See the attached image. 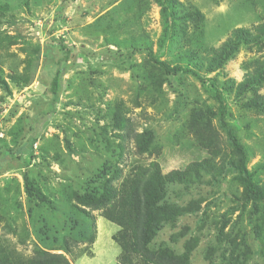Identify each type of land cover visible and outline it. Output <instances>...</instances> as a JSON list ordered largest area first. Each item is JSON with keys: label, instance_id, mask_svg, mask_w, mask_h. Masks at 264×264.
Returning a JSON list of instances; mask_svg holds the SVG:
<instances>
[{"label": "rangeland", "instance_id": "obj_1", "mask_svg": "<svg viewBox=\"0 0 264 264\" xmlns=\"http://www.w3.org/2000/svg\"><path fill=\"white\" fill-rule=\"evenodd\" d=\"M102 1L94 6V0H0V38L14 37L13 45H2H10L15 55L3 67L11 93L0 88V235L25 256L36 248L63 253L64 240L72 237L78 244L68 255L74 264H117L120 250L112 238L119 227L92 212L97 239L90 244L89 219L73 211L70 194L113 159L120 121L112 113L118 112L138 132L149 129L156 144L155 152L139 155L127 142L118 163L122 178L115 185L136 164L156 161L164 173L202 160L215 165L200 183L170 187L168 203L188 212L159 231L156 245L182 253L190 244L191 264H264L263 205L247 199L229 166L237 156L212 114L218 106L213 95L192 76L167 77L146 51L126 63L105 52L116 50L115 42L131 41L172 61L185 46L182 35L164 46L167 23L155 0H120L107 10ZM179 1L205 17L203 40L212 45H220L235 28L264 20V0ZM177 19L180 27L184 18ZM114 30L117 39L110 37ZM61 41L76 52L63 77L60 102L47 114ZM253 56L242 50L221 71H202L221 84H237L228 97L229 121L252 152L250 170L264 160V113L245 105L264 95V86L238 95V85L242 63ZM15 75L21 86L11 80ZM26 172L49 204L28 200ZM257 181L264 183V171Z\"/></svg>", "mask_w": 264, "mask_h": 264}, {"label": "trees", "instance_id": "obj_2", "mask_svg": "<svg viewBox=\"0 0 264 264\" xmlns=\"http://www.w3.org/2000/svg\"><path fill=\"white\" fill-rule=\"evenodd\" d=\"M99 1L94 0V6ZM117 1L120 0H103L101 8L107 10ZM155 1L161 6L162 16L167 23L162 40L164 46L170 42L175 43L174 35L177 34H181L185 40V46H182L181 50L175 54L174 60H161L150 48H147V45L139 46L131 41L115 42L113 44L117 49L114 51L106 49L105 52L112 55L115 60L126 63L136 54L146 51L148 60L167 77L192 76L206 87L218 104L216 112L212 111V114L217 117L220 128L237 156L229 162V166L237 173L247 199L254 205L261 203L264 211V183L257 181L259 173L264 171V160L252 170L248 168L252 152L239 137L236 127L229 121L231 111L228 97L230 89H234L237 84L235 82L221 84L216 77L210 78L202 73L203 70L207 74L221 71L227 62L236 59L242 50H246L254 53V56L242 63L244 78L238 85L240 88L238 95L247 89L263 87L264 20L250 28H235L220 45H212L203 40L206 19L200 12L187 11L185 5L179 0ZM63 2L66 3V0ZM178 17L184 18V23L180 27L176 25ZM126 20L129 21L130 18L125 19L124 22ZM120 25L119 28H121ZM176 26H178L177 29ZM111 34L112 39H117L115 30ZM13 39L12 36L0 38V50L5 53V55L2 54L3 56L0 55V88L8 93H11V90L4 78L3 67L14 54L10 53V45L4 47L2 44L7 41L13 45ZM59 49L62 56L56 61L54 77L49 86L51 105L47 114L60 102L64 91L63 77L68 63L76 52L74 47L66 45L63 41L59 42ZM10 78L21 86L19 77L15 75ZM76 103L79 106L81 99ZM245 107L249 110L260 109L264 113V95L250 101ZM119 116L118 112L112 113L113 120L120 121L115 131L120 141L116 149L112 151L113 159L108 160L101 169L91 174L88 181L82 182L80 189L70 194L71 208L75 213L89 219L92 233L88 242L92 245L97 239V225L92 212H101L102 218L119 227L112 238L120 250L117 264H191L192 246L190 244L186 245V243L184 252L180 253L170 247L156 245V238L166 224L172 223L175 218L188 212L176 204L168 203L170 187L189 188L200 183L206 174H211L215 165L209 160H202L189 164L185 169L164 173L162 166L156 161L149 164H136L122 182L115 185L114 183L122 178L118 163L126 151L125 144L133 143L139 155L155 152L156 144V139L149 129L138 132L134 129L131 120L119 119ZM66 144L71 149L69 143L66 142ZM213 152L217 156L216 152ZM23 178L28 200L33 203L39 200L49 204V200L42 195L35 179L27 172L24 173ZM77 245L70 237L64 240L63 253H49L36 248L35 254L25 256L0 235V264H74V260H70L68 255L72 253L71 247L74 248ZM93 256L91 253L90 257Z\"/></svg>", "mask_w": 264, "mask_h": 264}]
</instances>
